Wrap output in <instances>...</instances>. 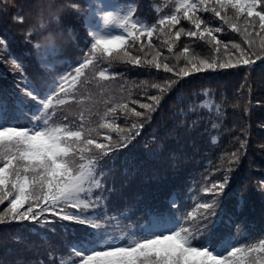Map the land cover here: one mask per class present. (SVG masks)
Segmentation results:
<instances>
[{"label": "snow or ice", "instance_id": "obj_1", "mask_svg": "<svg viewBox=\"0 0 264 264\" xmlns=\"http://www.w3.org/2000/svg\"><path fill=\"white\" fill-rule=\"evenodd\" d=\"M28 3L38 9L32 23L20 0H0V14L20 25L29 46L14 52L0 35V65L13 77V87L0 90V225L15 226L11 242L21 246L9 256L5 244L0 264H264V229L254 230L224 203L246 152L244 130L214 170L171 193L165 207L142 205L138 195L110 206L118 191L115 161L151 127L170 93L169 134L195 130L205 120L201 112L208 113L202 134L211 146L237 127L224 123L227 97L183 93L180 82L264 64V0H167L166 12L153 6L151 22L127 0ZM75 23L86 30L78 60L68 51L82 42ZM229 30L240 42L219 35ZM28 60L39 71L30 72ZM129 66L154 78L129 86ZM162 148L157 143L150 155ZM257 189L264 196V179Z\"/></svg>", "mask_w": 264, "mask_h": 264}, {"label": "trees", "instance_id": "obj_2", "mask_svg": "<svg viewBox=\"0 0 264 264\" xmlns=\"http://www.w3.org/2000/svg\"><path fill=\"white\" fill-rule=\"evenodd\" d=\"M24 5V16L26 23L35 22L38 17V9L29 5L28 0H20ZM40 0H35L39 3ZM136 9V15L148 21H154L157 13L153 10L154 5H158L162 11H168L164 5L167 0H127ZM207 15V14H205ZM80 31L81 44L73 47L68 46L71 59L78 60L81 56L79 51L83 47V38L86 30L78 23L74 24ZM20 25L14 24L11 19L0 14V35H5L10 41V46L14 52L24 51L27 47L23 43V35L17 29ZM221 35L227 39L235 37L236 42H240V37L230 30ZM182 37V41H186ZM86 50V49H85ZM204 55H211L207 50ZM165 55H168L165 49ZM221 59L226 54L222 51ZM29 71H39L35 62L28 60ZM126 72L125 79L129 86L145 80L153 79L149 77L145 70L131 68ZM117 71H124L117 68ZM153 72L156 70L153 69ZM160 76H170L160 70ZM181 91L200 92L204 89L210 90L217 102L221 97H227L226 115L223 118L227 127L233 128L232 132L222 131L219 136V144L211 146L208 143L209 136L204 135V128L207 124V112H201L205 117L199 127L190 133L183 131L169 134L173 128L174 120L171 116L175 108L176 94L170 93L163 102V106L150 128H147L141 136L137 137L134 146L123 152L115 161L117 176V192L113 195L110 206L123 207L124 197H141L140 203L149 208L157 209L166 206L170 194L177 189H187L192 186L193 181H199L206 170H214L219 156L231 149L234 144L233 136L240 135L241 130L247 134V147L245 154L241 157L238 167L232 174L231 192L229 198L225 200V208L228 211H236L237 215L246 219L249 226L256 231L264 229V196L257 189V184L264 179V64L257 61L251 69L245 66H238L235 69H217L216 71H206L195 73L184 78L181 82ZM13 87V77L3 65H0V90ZM237 104L239 107L233 108ZM190 119H196L195 116ZM156 136V143H153L152 136ZM163 145L162 150L157 155H150L156 144ZM147 145V147H146ZM175 156V159L172 157ZM127 158V163L125 159ZM212 162V165L209 164ZM128 169L127 175L124 174ZM123 187L121 188V186ZM243 193V204L239 205L237 190ZM232 193H237L233 197ZM15 226L0 225V256L4 255V245L10 246L9 256L14 253L11 249L19 248L11 242V235L16 232ZM25 259H30L32 253H23Z\"/></svg>", "mask_w": 264, "mask_h": 264}]
</instances>
